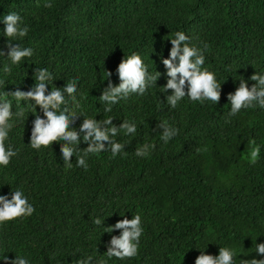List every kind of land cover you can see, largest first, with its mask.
<instances>
[{"label":"trees","instance_id":"trees-1","mask_svg":"<svg viewBox=\"0 0 264 264\" xmlns=\"http://www.w3.org/2000/svg\"><path fill=\"white\" fill-rule=\"evenodd\" d=\"M44 3L0 0V17L19 13L30 30L18 43L34 50L10 74L3 73L0 57V93L29 90L35 70L47 68L54 86L77 84L76 100L69 101L76 113L72 127L78 129L83 116L113 117L114 125L128 120L137 130L114 137L125 145L116 157L110 151L90 154L85 170L73 155L67 168L62 141L40 149L29 144L35 109L43 116L39 106L13 100L12 111L24 116L13 119L6 143L18 152L0 167V194L21 186L35 211L0 224V253L10 259L24 255L31 264H77L91 255L99 264L107 259L111 236L120 232L106 228L138 212L144 230L136 256L113 257L108 264H194L195 247L206 245L212 255L228 246L243 252L238 259L261 258L255 243L264 242V109L229 116L227 95L238 79L251 87V75L264 72V0H52L51 8ZM3 27L0 22V33ZM176 31L191 44L208 45L204 67L221 83L216 104L186 96L172 108L165 99L172 90L160 92L166 83L160 57H168L167 38ZM5 39L0 36V49L7 52ZM132 52L150 73L162 75L143 96L132 94L105 112L99 95L109 79L119 83L117 65ZM162 121L178 129L168 143L160 139ZM143 144L154 147L149 156L137 157L135 149ZM257 146L259 157L251 163ZM96 217H105L104 228L92 223Z\"/></svg>","mask_w":264,"mask_h":264},{"label":"clouds","instance_id":"clouds-1","mask_svg":"<svg viewBox=\"0 0 264 264\" xmlns=\"http://www.w3.org/2000/svg\"><path fill=\"white\" fill-rule=\"evenodd\" d=\"M52 6V0H45L44 7L51 8ZM0 22L4 25L0 36L6 38L7 48V52L0 49V57H3L5 61L2 71L4 74H10L12 66L20 65L22 60L34 54L31 47H24L18 43L27 37L30 29L21 15L14 11L0 17ZM167 39L171 44L168 57H160L165 67L163 75L166 77V83L161 87L160 92L166 93L169 89L172 90L171 94L166 95L167 103L175 108L178 102L187 96L194 102L211 101L216 104L220 98L221 83L218 82L214 72L204 67V52L208 45L204 44L201 48L191 44L190 37L182 31H176L172 37ZM116 73L119 83L113 85L109 79V83L99 95V100L106 105L105 112H111L114 105L121 100L128 99L132 94L143 96L149 88L156 85L158 77L162 75L158 71L150 73L148 66L137 52L124 55L117 65ZM110 75L107 72V78ZM53 79V74L49 69L37 68L35 83L29 90L17 89L10 93H0V167L8 166L11 158L18 152L11 143H6L9 141V132L14 126V117L18 119L24 116L23 111H12L13 100L17 104L23 102L34 108L39 106L43 116L37 114L35 109L29 144L33 149H40L41 146H49L53 141H62L60 152L67 168L72 167L70 158L73 155L76 157V166L83 167L85 170L88 167L87 158L90 154L110 151L111 156L116 157L125 145L117 142L114 137L121 131L125 135L136 133L135 122L124 120L116 126L112 122L113 117L98 120L92 117L84 118L83 113H80L83 120L79 128L72 127V120L76 113L69 107V101L76 100L77 84L75 81H69L64 83L63 87H56L52 83ZM249 79L255 82L251 87L247 86L245 79H238L239 83L234 92L227 95V101L230 104L229 116H235L241 109L256 107L264 109V72H255ZM0 83H3L2 79ZM9 94L12 99L7 98ZM159 128L162 129L160 139L164 143H168L178 134V129L170 126L167 121H162ZM81 141L87 146L80 148L78 145ZM153 147L152 144H143L135 149V155L142 158L147 157ZM259 153L258 146L251 150V163L256 162ZM34 211L35 208L23 187H11L10 193L0 194V224L18 217H29ZM104 218L96 217L92 223L104 228L102 227ZM106 229L108 232L114 229L120 232L119 235L111 236L107 251L104 252L107 259H101L99 264H108V260L113 257L124 260L136 256L144 230L140 213L132 214L130 219L124 217ZM206 246L195 247L199 250V255L195 257L194 264H264V242L255 243V252L261 257L259 259L255 257L238 259V254L243 252H238L228 246H220L218 254L212 255L206 253ZM5 253H0V261L4 264H31L30 259L24 255L15 253L14 258L10 259ZM94 259L91 255L84 256L77 261V264H94Z\"/></svg>","mask_w":264,"mask_h":264}]
</instances>
